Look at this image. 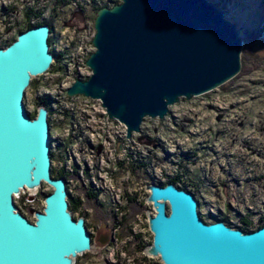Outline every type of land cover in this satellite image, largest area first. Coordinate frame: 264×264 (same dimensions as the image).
<instances>
[{
	"label": "water",
	"instance_id": "1",
	"mask_svg": "<svg viewBox=\"0 0 264 264\" xmlns=\"http://www.w3.org/2000/svg\"><path fill=\"white\" fill-rule=\"evenodd\" d=\"M48 25L17 34L0 48V264H75L93 251L84 217L73 218L63 178H53L48 110L30 118L23 96L55 60ZM90 75L75 79L68 97L98 101L126 139L144 119L163 121L169 107L207 94L242 68L243 40L208 0H119L93 19ZM51 188L33 221L14 198ZM146 213L152 242L143 249L162 264H264V226L252 232L223 221L204 222L195 197L175 185L150 184Z\"/></svg>",
	"mask_w": 264,
	"mask_h": 264
},
{
	"label": "rangeland",
	"instance_id": "2",
	"mask_svg": "<svg viewBox=\"0 0 264 264\" xmlns=\"http://www.w3.org/2000/svg\"><path fill=\"white\" fill-rule=\"evenodd\" d=\"M59 1L0 0V45L17 36L24 26V12L33 9L42 13L40 21L52 27L53 54L71 51L70 40L82 41L88 49L93 36L92 0H76L83 12L71 0H65L69 2L65 6L57 5ZM95 1L107 7L119 2ZM208 1L235 24L250 52L246 66L250 70L207 94L181 99L169 107L163 121L144 119L140 134L130 139L125 130L122 136L115 130L100 131L84 100H76L75 105L63 98L56 102V95L45 93L54 84L41 81L42 76L26 89L23 104L28 114L36 112L39 97L51 98L50 150L55 153L51 168L65 172L69 193L83 202L80 209L86 214L94 249L77 256L75 264H162L138 251L133 236H140L144 248L151 244L146 213L154 212L146 203V187L173 176L185 155L189 161L183 181L191 186L198 183L197 212L208 223L225 219L236 228L240 219L264 218V0ZM63 111L73 117L69 123ZM136 158L148 163L147 171L131 170ZM89 188L96 199L85 197ZM50 191L43 184L33 192H21L14 203L33 221V212L42 210Z\"/></svg>",
	"mask_w": 264,
	"mask_h": 264
},
{
	"label": "trees",
	"instance_id": "3",
	"mask_svg": "<svg viewBox=\"0 0 264 264\" xmlns=\"http://www.w3.org/2000/svg\"><path fill=\"white\" fill-rule=\"evenodd\" d=\"M71 1H73L75 3L77 10H79L81 12L84 11L83 7L79 3H77L76 0H71ZM58 4H60L62 6H65L66 4H69V2H66L65 0H62V1H59V3H57V5ZM102 7H104V6H99L95 0H92V5H90V10L94 14V17L96 15L97 11L100 8H102ZM41 15H42L41 12H37L36 13V12L33 11V9H27L24 12V26L21 29H19L18 33L26 31L27 29H30V28H33V27H36V26H39V25H43V24L48 25L49 28H50V34L48 36V44H49L50 51H52V45H53V42H54L53 38L51 37L52 27H51V25H50V23L48 21H42V20L40 21ZM32 20H34L33 23H31ZM15 38H13L12 40H10V41H8L6 43H3L2 45H0V48L7 47L8 45H10L15 40ZM263 47H264V44H263ZM56 55L57 54H54L55 59H56ZM249 57H250V52L248 50V47L245 46L242 49V54H241V64H242L241 72L242 73L245 72V70H248V71L250 70V69H247V67H246L249 64V62H250ZM34 83H35V81L31 80L29 86L33 85ZM35 103H36L37 106H44L45 108H47V110H48V118H49L50 117L49 115L53 111L52 106H51L52 105L51 104V98L43 95V96L39 97L36 100ZM63 114H64L63 118L66 121H68V123H69V121H71V118L73 119V117H71L70 114L66 113L65 111H63ZM35 115H36V112L29 114L30 118H34ZM67 142H68V140H67ZM61 145L63 146V145H65V143L61 144ZM64 147L65 146H63V149H65ZM135 154L137 155V153H135ZM130 156H128V157H130ZM54 158H55V153H53L51 151V153H50L51 161H53ZM188 159H189L188 155L183 156L182 159H180V162L178 163L177 172L173 176L168 177L164 183L158 182L157 184H159L161 186H164L166 184L171 183V184L175 185L178 189H183V190L191 193L196 198V195H197V192H198V187H199L198 183H195V184H193V186H191L188 183H185L183 181V179L185 177H187L186 176L187 175V169H185V167H186V165H188V163H187L189 161ZM134 167H135V169H138V170H141V171L145 172V171H147L148 163L143 161V160H139V159L136 158L134 161H132L131 170H134ZM76 173L77 172L74 169L73 170V175H76ZM85 174H87V173L85 172ZM51 175H52L53 178H63L65 180L66 188H67V192H68V197H67L68 209L71 212L73 218L77 219L78 217H81V216L85 218L86 217L85 212H82L81 209H80V207L83 204L82 200L80 198H78V197L74 198L72 196V194L69 193V191H68V180H67L68 178H67V175L65 174V172L63 170H58L57 171L56 169L51 168ZM87 177H89V176H86V178ZM88 190H90V191L86 192L85 197L87 199H96L97 194H95L94 191H92L91 188H89ZM50 193H51V191L49 193H47L46 195H48ZM127 200H128V202L132 201L131 198H127ZM18 210H19V212L22 215H24L20 208H18ZM75 214H77V216H75ZM202 219H203L204 222H207L206 219H204V218H202ZM219 220H221L224 223L228 224L225 219H219ZM262 226H264V218H260L256 222H253L250 219V217H247V218L240 219L239 222H238V225L236 226V228L242 230L245 233H247V232H252V231H254V230L258 229V228H261ZM86 227H87V230H88V226L87 225H86ZM90 236H91V243H92V235H91V233H90ZM133 237H134V242L136 244V249L138 251H142L143 248L145 247V244H142L140 236L139 235H134Z\"/></svg>",
	"mask_w": 264,
	"mask_h": 264
},
{
	"label": "built area",
	"instance_id": "4",
	"mask_svg": "<svg viewBox=\"0 0 264 264\" xmlns=\"http://www.w3.org/2000/svg\"><path fill=\"white\" fill-rule=\"evenodd\" d=\"M70 42V45L68 46L70 47L71 51L64 53V49L58 50V52L56 53V59L52 63L51 68L42 75L43 78L41 79V81L46 82L48 85L52 83L54 84V86H52L49 91H45V93H53L54 95H56V102H60V99L63 98L64 101H74L75 105L76 100H84L87 108L92 109L94 116L96 117L94 124L97 122L96 127H99L101 129L100 131L104 133V128L110 129V131L115 130L114 133L116 135L122 136V133H124L125 130L123 125L115 120H109L104 109L101 107L98 101L86 99L81 96H67L66 91L75 79L79 78L81 80H85L90 75V70L86 66L85 62L89 54L93 51L91 43L89 44V48L87 49L83 46L82 41L70 40ZM41 81L39 80V82ZM87 102H90L92 104L89 103L88 105ZM73 110L76 112V109ZM93 119L95 118L93 117ZM93 134L96 135L100 133L98 131L94 132Z\"/></svg>",
	"mask_w": 264,
	"mask_h": 264
}]
</instances>
